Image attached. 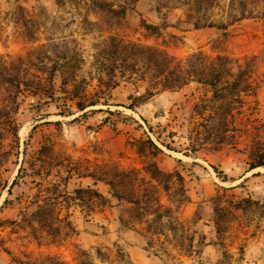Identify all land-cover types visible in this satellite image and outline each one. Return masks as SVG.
Returning a JSON list of instances; mask_svg holds the SVG:
<instances>
[{"label":"rangeland","instance_id":"1","mask_svg":"<svg viewBox=\"0 0 264 264\" xmlns=\"http://www.w3.org/2000/svg\"><path fill=\"white\" fill-rule=\"evenodd\" d=\"M109 1L126 12L103 13L91 0H0V59L58 44L83 58L77 71L92 93L97 44L117 35L181 60L223 54L232 71L224 80L242 91L220 99L191 80L147 96L146 81L121 80L108 105L84 114L71 101L68 114L61 102L33 96L15 112L0 94V264H264V164L250 169L264 157V0H214L204 16L215 22L252 9L225 29L194 28L189 0ZM23 159L26 171L10 186ZM149 162L179 172L181 192L173 181L162 191L145 171ZM130 169L137 174L121 175ZM136 175L158 186L174 231L146 232L127 197L115 198L102 179L127 194Z\"/></svg>","mask_w":264,"mask_h":264},{"label":"trees","instance_id":"2","mask_svg":"<svg viewBox=\"0 0 264 264\" xmlns=\"http://www.w3.org/2000/svg\"><path fill=\"white\" fill-rule=\"evenodd\" d=\"M93 8L106 14L121 15L126 12L123 5L114 6L109 0H91ZM159 4L168 6L170 0H157ZM214 0H189L187 22L194 28L215 27L225 29L227 25L252 15V9L243 5L237 12L229 13L228 20L215 22L204 16L205 9L212 6ZM143 26L152 33H157L159 25L147 23L143 20ZM228 57L216 54L208 58L201 52H195L184 60L176 59L166 51L149 45L133 41H127L117 35H110L107 39L97 44L95 54V80L96 87L92 93L86 92L87 77L78 74L83 63V58L77 53L68 54L58 44L49 43L40 45L29 51L26 56H10L9 61L0 59V94L3 100L13 104V111H17L20 102L29 96L37 98L39 104L50 101H59L63 111L69 113L67 102H73L74 106L84 111L87 107L98 104L108 105V96L112 88L121 80L136 83L146 81V95L151 96L158 90H177L185 86L189 81L196 80L213 89V95L220 99L234 100L242 91L239 82L228 84L224 76L232 75L231 67L226 65ZM28 69V70H27ZM26 70V71H25ZM238 76V73L235 74ZM226 98V99H227ZM132 108L133 106H127ZM101 108H91L89 111ZM110 111V110H109ZM64 113V112H61ZM14 133H17L16 123L13 122ZM146 142L157 151L161 148L151 138ZM144 148H139L143 151ZM24 157L26 152H23ZM26 160L21 161L16 177L10 186H13L18 176L26 171ZM264 164V157L250 166V169ZM145 171L151 180L161 185L162 191L170 190V182H176L175 190L181 192L180 181L183 179L177 171H164L157 163L149 162ZM122 176L136 173V170H122ZM137 174V173H136ZM254 175V174H253ZM109 185L111 194L118 200L126 198L131 204V216L134 220L146 224L145 231L160 233L166 230L174 231L177 220L173 215V209L163 204L160 200V191L151 180L144 181L136 175L138 184H133L129 193L123 192L112 177H102ZM146 184L141 188L140 182ZM79 192L81 190H78ZM93 196L101 197V194L93 189ZM128 195V196H126ZM151 239V236H147Z\"/></svg>","mask_w":264,"mask_h":264},{"label":"bare ground","instance_id":"3","mask_svg":"<svg viewBox=\"0 0 264 264\" xmlns=\"http://www.w3.org/2000/svg\"><path fill=\"white\" fill-rule=\"evenodd\" d=\"M20 131H21V129H20ZM20 133H23V132H20ZM258 168H260V167H255V168L252 169V171H254V170L258 169Z\"/></svg>","mask_w":264,"mask_h":264}]
</instances>
